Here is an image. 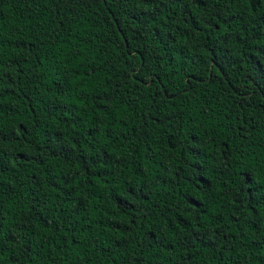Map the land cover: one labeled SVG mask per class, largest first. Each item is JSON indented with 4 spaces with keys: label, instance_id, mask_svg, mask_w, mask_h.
<instances>
[{
    "label": "trees",
    "instance_id": "obj_1",
    "mask_svg": "<svg viewBox=\"0 0 264 264\" xmlns=\"http://www.w3.org/2000/svg\"><path fill=\"white\" fill-rule=\"evenodd\" d=\"M0 264H264V0H0Z\"/></svg>",
    "mask_w": 264,
    "mask_h": 264
}]
</instances>
